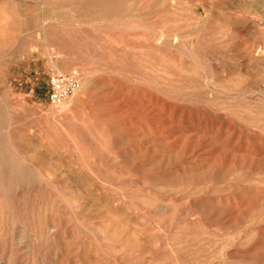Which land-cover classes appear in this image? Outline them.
Returning a JSON list of instances; mask_svg holds the SVG:
<instances>
[{"label":"rangeland","instance_id":"1","mask_svg":"<svg viewBox=\"0 0 264 264\" xmlns=\"http://www.w3.org/2000/svg\"><path fill=\"white\" fill-rule=\"evenodd\" d=\"M0 156V264H264V0H0Z\"/></svg>","mask_w":264,"mask_h":264},{"label":"built area","instance_id":"2","mask_svg":"<svg viewBox=\"0 0 264 264\" xmlns=\"http://www.w3.org/2000/svg\"><path fill=\"white\" fill-rule=\"evenodd\" d=\"M80 77L75 69L62 71L51 65L47 68V99L54 108H59L80 85Z\"/></svg>","mask_w":264,"mask_h":264},{"label":"bare ground","instance_id":"3","mask_svg":"<svg viewBox=\"0 0 264 264\" xmlns=\"http://www.w3.org/2000/svg\"><path fill=\"white\" fill-rule=\"evenodd\" d=\"M13 166L14 165L10 161L5 163L3 158L0 156V182L3 180L5 174H9V175L12 174L11 169L13 168ZM4 167L6 168V170L4 169Z\"/></svg>","mask_w":264,"mask_h":264}]
</instances>
